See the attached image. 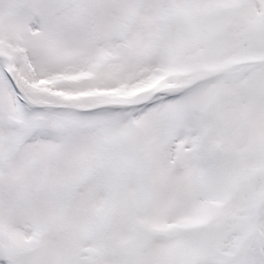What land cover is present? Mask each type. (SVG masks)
<instances>
[{
  "label": "snow or ice",
  "instance_id": "snow-or-ice-1",
  "mask_svg": "<svg viewBox=\"0 0 264 264\" xmlns=\"http://www.w3.org/2000/svg\"><path fill=\"white\" fill-rule=\"evenodd\" d=\"M0 264H264V0H0Z\"/></svg>",
  "mask_w": 264,
  "mask_h": 264
}]
</instances>
